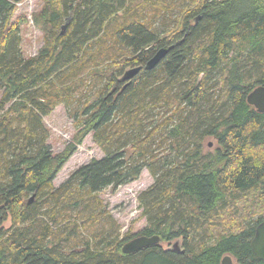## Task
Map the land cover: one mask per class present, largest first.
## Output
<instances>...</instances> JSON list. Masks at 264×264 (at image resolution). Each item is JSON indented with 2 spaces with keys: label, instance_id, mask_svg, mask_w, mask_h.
<instances>
[{
  "label": "trees",
  "instance_id": "trees-1",
  "mask_svg": "<svg viewBox=\"0 0 264 264\" xmlns=\"http://www.w3.org/2000/svg\"><path fill=\"white\" fill-rule=\"evenodd\" d=\"M17 1L0 0V264H264L250 247L264 220V113L246 101L264 85V0H42L30 57ZM60 104L75 133L54 154L43 118ZM89 133L102 156L55 187ZM143 170L145 225L122 233L100 193ZM141 235L160 242L122 252ZM176 240L183 252L160 245Z\"/></svg>",
  "mask_w": 264,
  "mask_h": 264
},
{
  "label": "rangeland",
  "instance_id": "rangeland-1",
  "mask_svg": "<svg viewBox=\"0 0 264 264\" xmlns=\"http://www.w3.org/2000/svg\"><path fill=\"white\" fill-rule=\"evenodd\" d=\"M42 7V0H18L15 3V11L12 19L20 24L21 49L25 57L35 55L42 46L43 34L32 19L33 14ZM179 10H175V15ZM172 17L167 18L169 22ZM159 22V21H158ZM49 133L48 144L54 154L61 152L67 143L71 142L75 133L72 119L68 116L63 105H57L54 110L43 118ZM204 149L213 150L217 147L214 138H206ZM101 150L93 142L91 133L87 134L75 152L68 158L53 179V185H60L75 169L88 163L91 159L100 158ZM153 182L147 170H143L139 177L116 189L106 188L100 193V197L106 204L111 215L121 225V232L129 231L138 233L145 225L144 218L140 217V209L136 200L137 195L148 188ZM11 224L10 218L0 223V229H7ZM173 241V240H172ZM170 241V242H172ZM173 243L161 242L163 248H169ZM233 263L238 264L234 258Z\"/></svg>",
  "mask_w": 264,
  "mask_h": 264
},
{
  "label": "water",
  "instance_id": "water-1",
  "mask_svg": "<svg viewBox=\"0 0 264 264\" xmlns=\"http://www.w3.org/2000/svg\"><path fill=\"white\" fill-rule=\"evenodd\" d=\"M66 24L61 27V34L64 33ZM169 47L164 46L155 51L153 56L145 63V68L150 69L154 67L161 58L167 53ZM141 66H134L126 68L122 75L119 77L120 81H126L132 78L140 70ZM246 101L251 105L257 112L264 113V85L257 86L252 89L246 96ZM33 197H30L29 202H31ZM160 238L157 235L153 236H136L131 240L125 242L122 246V252L132 253L136 252L144 247L158 244ZM250 247L254 255L264 261V220L261 221L255 228L254 236L250 242ZM171 250L183 252L181 249V244L179 240L173 242L172 246L169 247ZM220 264H235L230 255H224L221 259Z\"/></svg>",
  "mask_w": 264,
  "mask_h": 264
}]
</instances>
